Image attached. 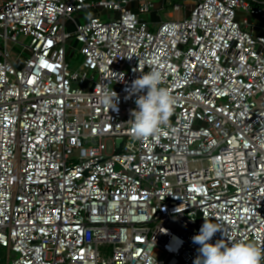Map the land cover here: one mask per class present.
I'll return each mask as SVG.
<instances>
[{
    "label": "built area",
    "instance_id": "2783aa9c",
    "mask_svg": "<svg viewBox=\"0 0 264 264\" xmlns=\"http://www.w3.org/2000/svg\"><path fill=\"white\" fill-rule=\"evenodd\" d=\"M258 22L264 0H0V262L193 264L204 217L264 251ZM152 70L175 103L135 140Z\"/></svg>",
    "mask_w": 264,
    "mask_h": 264
},
{
    "label": "clouds",
    "instance_id": "9594fccd",
    "mask_svg": "<svg viewBox=\"0 0 264 264\" xmlns=\"http://www.w3.org/2000/svg\"><path fill=\"white\" fill-rule=\"evenodd\" d=\"M161 83L162 74L159 70L143 73L132 81L130 95L146 90V94L136 99L137 109L130 111L132 119L126 122L130 124L131 135L135 140L143 141L156 135L168 123L175 101L167 88L160 87ZM100 103L108 109L116 110L117 93L113 90L103 92ZM218 231L224 236L222 228L204 217L199 234L192 237V242L200 245L199 255L193 264H261L264 260V251L254 243L237 242L229 246L224 243L225 239L210 243Z\"/></svg>",
    "mask_w": 264,
    "mask_h": 264
},
{
    "label": "rangeland",
    "instance_id": "374dc122",
    "mask_svg": "<svg viewBox=\"0 0 264 264\" xmlns=\"http://www.w3.org/2000/svg\"><path fill=\"white\" fill-rule=\"evenodd\" d=\"M191 10V8H189V9H186V11H190ZM91 14H92V12H91ZM169 12H168V10H164L163 12H161V14H160V16H158V14H153V15H151V16H148V20H151V21H155V22H161V19L162 20H164V21H168V20H177L178 19V17H180L181 19H183L184 18V15H185V10H182L180 13H174V18H171L170 16H169ZM82 15H84V17H82V16H79V15H77V14H75L74 15V18H76V19H78V21H80V22H84L85 20H86V18L90 15V14H88V13H86V12H84V13H82ZM93 15V14H92ZM240 15H241V13H240ZM86 16V17H85ZM261 34V33H260ZM263 36V35H262ZM80 46L81 45H79L78 46V49L80 48ZM72 51L73 50H70L69 49V55H72ZM80 62H81V57L78 55H76L74 58H71V66L72 67H77L79 64H80ZM6 254H7V252H6V250H4V249H2V250H0V257L3 259V261L5 260V258H6ZM0 262V264H5L4 262Z\"/></svg>",
    "mask_w": 264,
    "mask_h": 264
},
{
    "label": "crops",
    "instance_id": "0c3cea01",
    "mask_svg": "<svg viewBox=\"0 0 264 264\" xmlns=\"http://www.w3.org/2000/svg\"><path fill=\"white\" fill-rule=\"evenodd\" d=\"M259 24V27H258V30H257V33L260 34V35H264V23L263 22H258Z\"/></svg>",
    "mask_w": 264,
    "mask_h": 264
}]
</instances>
